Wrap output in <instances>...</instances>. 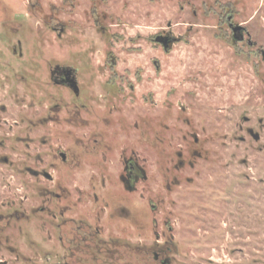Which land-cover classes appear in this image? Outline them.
<instances>
[{"label": "rangeland", "instance_id": "1", "mask_svg": "<svg viewBox=\"0 0 264 264\" xmlns=\"http://www.w3.org/2000/svg\"><path fill=\"white\" fill-rule=\"evenodd\" d=\"M32 1L34 6L13 0L31 29L29 53L78 68L88 109L80 130L51 142L53 151L61 146L77 154L76 168L49 157L48 146L45 151L37 142V150L30 149L48 161L52 180L25 172V145L6 141L14 164L0 170V213L6 217L0 259L32 264L23 258L30 254V239L37 248L61 253L57 220L41 211L33 216L32 210L47 192L64 190L68 214L98 227V239L150 247L165 231L173 235V264H264V0ZM230 16L233 26L246 29L243 41L235 40ZM46 20L64 25L62 37ZM168 34L174 42L166 50L155 38ZM10 105L4 117L13 123L17 108ZM259 118L263 138L256 143L247 128L257 129ZM96 132L110 146L97 154L93 140L87 142ZM131 153L147 158L148 175L133 192L119 180L121 155ZM51 162L58 166L51 169ZM15 212L24 217L7 225ZM7 246L19 249L20 260ZM104 250L96 251V263L91 250L83 264H125L123 253L114 262Z\"/></svg>", "mask_w": 264, "mask_h": 264}, {"label": "flooded vegetation", "instance_id": "2", "mask_svg": "<svg viewBox=\"0 0 264 264\" xmlns=\"http://www.w3.org/2000/svg\"><path fill=\"white\" fill-rule=\"evenodd\" d=\"M28 3L31 6L35 5L32 0H28ZM16 10V4L13 3V0H0V170L5 165L9 167L14 164L11 159V150L9 152L6 142L12 140L17 145L23 143L26 147L25 152L29 155L28 161L30 164L25 163L23 170L35 178L43 177L52 180L53 177L49 173L48 165H46L48 161L40 152H31L30 149L36 151L37 142L39 148L42 146L45 151L48 146L49 151L52 152L49 157L57 159L64 166L76 168L80 164L77 154L71 153L72 151L61 146H57L53 151L51 142L54 138L56 140H66L71 137L73 129L75 131L80 130L85 121L83 113L88 108L83 101V86L79 78L78 68L65 62L56 61L53 63L52 57H40V54L39 56L30 54L28 37H30L31 29L28 23L21 22ZM231 19L230 16L228 21L234 38L235 36H244V40L247 33L246 29L235 33ZM44 24L50 30L56 32L59 37H62L65 30L64 25L53 24L51 20L44 21ZM168 38L170 41L174 39L171 34H168ZM113 61L115 63V59ZM133 87L131 86V89ZM52 88L63 90V92L59 96H54L51 91ZM119 88L122 89L123 87ZM64 93H69L71 99L67 100ZM37 94H40V96H37ZM36 96L39 98L38 100H35ZM9 102H13L17 108L13 123H8V118L4 117V114L11 108ZM246 121H249V119H246ZM5 126H8L6 133ZM52 126L56 128L53 130ZM39 127L44 131L37 132ZM262 127L263 119L259 118L256 124L257 129L247 128V132L256 143H260L263 138L260 133ZM105 136L100 132H96L87 139V142L93 140L92 148L96 154L101 149L110 148L109 145L104 144L106 141ZM75 141H81L82 147L89 146V143H83L85 142L84 137H76ZM17 147L20 148V146ZM263 148L259 146L260 151ZM15 149L16 147L12 146V151ZM181 156L182 153L179 152L178 157L181 158ZM102 157L103 159L107 158L105 152L102 153ZM142 161L139 160V155L136 153H131L129 157L124 156V154L121 155L122 172L119 175V180L125 190L133 192L137 189V183L147 181L148 175L145 165L147 164V158L143 157ZM48 164L51 169L58 166L54 162ZM178 165L179 167L183 166L184 162L179 161ZM19 167V165H16L15 168L21 171ZM102 184L105 186L106 181L103 180ZM63 192L64 190L61 192H47L42 204L32 210L33 216L37 214L36 212L41 211L53 215L52 217L57 220L55 227L50 226L46 232L50 234V230L54 227L57 232L55 239L59 241L62 249L61 253L52 248H37L38 245L30 239L27 242L30 254L27 257L23 256V258H27L32 264H83L84 259L89 257L88 252L91 250H93V261L96 263V251L100 252L106 248L108 250L104 251L107 252L106 254L112 255L111 258L114 262H116V257L123 253L125 264H173L174 258L171 256V253H173L171 247L173 235L167 237L165 231L157 234L155 244L150 247H133L130 244H119L118 241H112L111 239H98L100 233L98 227L92 230L91 225L80 215H75L79 216L75 218L68 214L70 209L67 202L64 203L67 198L64 197ZM100 200V196L95 193L97 205H99ZM54 201L56 202V209L52 208ZM107 205L108 202H106ZM150 205L152 210L156 209V205L152 201H150ZM106 206L103 208H106ZM118 210L127 212L126 207L122 205L119 206ZM21 216L24 217L18 212L10 215L7 217V225L10 224L11 219H20ZM5 218L4 214L0 213V232L5 229ZM46 223L48 222L45 221ZM154 224L158 227L156 222ZM50 225L53 224L50 223ZM18 227L19 232H22V227ZM167 230L171 233L173 231L172 226L167 224ZM49 238L51 240L53 236L50 234ZM134 248L136 249V261L133 260L132 256ZM7 249L16 252L15 259L20 260L21 256L18 248L7 246ZM35 256L39 257L41 262L32 261ZM140 259L142 260L141 263ZM0 264L8 263L0 259ZM230 264L239 263L231 262ZM252 264L258 263L254 262Z\"/></svg>", "mask_w": 264, "mask_h": 264}, {"label": "water", "instance_id": "3", "mask_svg": "<svg viewBox=\"0 0 264 264\" xmlns=\"http://www.w3.org/2000/svg\"><path fill=\"white\" fill-rule=\"evenodd\" d=\"M242 29H244V27L238 25V26H233V30L234 32L236 33L237 31H240L242 32ZM244 36H235V40L236 41H241L243 40ZM155 41L157 43H161L164 47V49L168 50L169 47H170V44L174 42V39L173 40H169L168 36H163V35H158L156 38H155ZM262 55H263V58H264V50L262 51Z\"/></svg>", "mask_w": 264, "mask_h": 264}, {"label": "trees", "instance_id": "4", "mask_svg": "<svg viewBox=\"0 0 264 264\" xmlns=\"http://www.w3.org/2000/svg\"><path fill=\"white\" fill-rule=\"evenodd\" d=\"M132 256H133V260L135 259V256H136V249L134 248L133 250H132ZM135 261H136V259H135Z\"/></svg>", "mask_w": 264, "mask_h": 264}]
</instances>
